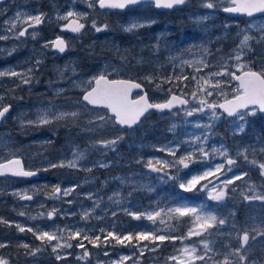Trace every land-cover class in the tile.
Wrapping results in <instances>:
<instances>
[{"label":"rangeland","instance_id":"1","mask_svg":"<svg viewBox=\"0 0 264 264\" xmlns=\"http://www.w3.org/2000/svg\"><path fill=\"white\" fill-rule=\"evenodd\" d=\"M15 1L11 0L7 5L0 3V35L10 37L7 40H0V70L14 69L18 72H26L31 68L33 71L29 75L32 83L23 85L19 78L0 77V95L5 96L3 103L14 106V113L0 125V163L12 157H21L28 168L41 169V171H39V177L25 179L0 176V217L25 227H38L42 231L54 232L58 228H68L72 231L83 229L89 236L101 235L102 238L101 228L119 234L164 229V225L159 223L153 225L147 219H132L122 210L125 208L135 212H149L156 210L157 205L159 208H166L175 203H188L192 206L204 205L207 211H214L221 216H226L230 211L234 212V222L238 228L259 225L264 221V201H245L241 196L242 191L251 194L248 192L245 181H235L234 185H230L229 187H235L236 191L229 192V198L224 202L212 201L208 198L207 191L195 190L192 191L195 193L191 195L195 201H192L185 198L186 192L178 187V182H161L157 173L150 172L144 166L149 159L171 160L172 157L167 152L157 150L168 145L169 142L175 146L177 143L190 140L195 135H202L206 130L196 128L197 123L213 125L212 131L207 133L209 135L207 141L209 151L213 147L219 148L223 145L234 155L238 148L249 145L260 147L258 141L264 140V116L259 112L255 116L247 118L248 123L245 125L244 133L235 135L233 134L235 126L232 123V118L227 117L226 114L212 121L209 119L211 113L207 109L202 113L187 117L183 108L165 114L152 113L139 127L131 131H120L119 127L113 128L111 124L100 133L82 131L87 127L86 121L91 119L95 113L82 116L77 121L79 126L73 125L69 119L39 128L35 126L21 128L22 120L35 119L37 110L50 105H56L58 111L77 110L78 106L75 101L81 98L82 91L80 88L72 87V82L84 80L97 74L105 64L124 69L119 76L112 75L111 78H131L139 81L140 77L149 72L160 76H188V80L181 82V88L190 100L186 107H196L197 101L192 99L191 93L196 90L197 83L191 77L194 75L197 77L206 76L208 72L219 71L218 64L228 60L240 43L244 34L241 30L251 23L264 24V15L251 19L236 17L225 12L222 13L223 8L230 6L227 0H212L216 4L213 9L204 8L202 6L204 0H190L186 7L174 12V19L179 20L182 27L169 32L167 23L157 27L160 21L159 14L148 5L132 8L127 12H114L100 9L98 3L89 8L91 0H49L48 2L53 6L51 8L48 6L46 9L39 4L30 8L26 4L27 2L13 7ZM40 1L42 5L45 4L43 0ZM69 10L87 13V19L80 21L85 24V28L80 33L65 29L63 26L68 21L57 18L65 15ZM18 12L32 16L44 13L45 19L41 26L29 30L25 36L16 39L14 34L8 31L10 24L5 22L14 19ZM200 16L209 18L197 23L196 18ZM23 19L24 17H21V20ZM93 20L96 21L97 26L107 24L109 27L102 32H96L92 28ZM147 21L155 22L146 23ZM132 23H141L145 26L134 29L132 32L124 31V28ZM175 23L180 24L177 21ZM25 25L26 23L17 22L15 31L22 30ZM33 30L37 33L35 38L31 35ZM237 33L240 35L238 36ZM249 34L259 35L255 29ZM168 35L171 37L167 38ZM229 35H232L231 44L225 48L221 42ZM57 37H63L68 43V50L65 54H61L53 47H45L49 42L55 41ZM250 43L252 51L247 52L246 50L244 61L252 62L253 69L258 70L260 68L258 61L264 59V45ZM157 44L160 48L159 52H155L153 48ZM202 45L211 52L210 56L203 52ZM117 49H119V54H117ZM121 55L128 58L127 63L120 60ZM170 57L179 58L170 62ZM141 58L145 63L137 65V59ZM201 59H206L211 67L203 69L200 73H196L194 67L181 64L182 60L199 61ZM37 61H40L39 65L36 64ZM228 63L232 66L235 61L231 60ZM24 66L27 67L23 71L21 68ZM71 68H75L76 75H73ZM61 70L64 73L63 78L60 75ZM109 70L111 71V69ZM237 74H239L238 71ZM217 79L227 78L218 77ZM17 85L20 86L17 87ZM145 86L152 102H162L168 98L169 84H163L161 89H156L155 84H145ZM61 88L65 91L61 95H57V90ZM173 90L175 93L181 94L180 89L173 88ZM224 91L229 94L230 98L231 86L225 88ZM207 99L209 102H223V97L217 92H213V95ZM221 112L220 109H217L218 115ZM101 114H103V110H101ZM237 123L239 122L237 121ZM173 124L176 125L175 130L169 131ZM154 126L158 127L157 134L152 133ZM116 135H123L125 139L111 151L90 149L86 160L81 162L82 167L79 169L49 168V162L57 163L61 160L72 159V151L77 145L80 150H84L90 140L111 139ZM185 150L191 151V148L188 144H181L177 156L184 154ZM141 158H143V162L137 163ZM96 161L109 163L110 166L107 168L94 167L90 173L83 170V168L92 167L93 162ZM224 162L223 157L216 156L208 161L191 165L188 169H180L179 175L185 180L190 179L191 176L202 174L209 167L214 168L217 164ZM237 165L232 168L231 172L227 171L226 165L224 175L219 176V180L209 177L212 184L231 179L234 175H240L241 172L249 173L246 180L257 186L264 184L257 169L251 168L242 159L237 160ZM45 168L48 171H43ZM168 171L171 175L177 174L176 169ZM116 177L121 179H115ZM56 185L62 189L75 186V191L68 197L61 196L57 199L52 196L53 188ZM140 185H151L155 191L149 192L141 188ZM134 186L136 191H133ZM199 187L200 185L197 186V188ZM169 188L173 191L172 196H167L166 192ZM15 192H27L33 199L21 200L18 196L13 195ZM116 192L119 193V204L108 199ZM129 192H132L131 196L128 195ZM89 193H93L95 199L100 200V206L95 209L94 215L88 220H82V213L93 208L94 200L87 198ZM68 200H71L72 203H67ZM53 208L58 209L59 212L52 218L38 215ZM21 211H24L26 215L20 216L18 213ZM113 212H116L115 216L112 215ZM29 217H36V219L33 220ZM96 217H100V219ZM141 221L143 222L141 223ZM183 221L169 222L175 229L172 234L181 236L187 233L190 226L189 220L188 224L184 223L185 233H177L181 230ZM14 223L11 227L0 224V243L8 245L6 248H0V256L8 259L10 264H98V262L108 264L109 261L116 260L121 255H131L133 251L132 248L121 245L115 247L104 245L95 248L85 241L91 255L86 260H80L78 257L82 255L83 249L75 246L76 240H71L72 248L60 250L61 255L70 253L64 260L58 261L50 247H45L35 256H29L25 254L26 250L18 245L27 243L35 248L41 246V241L30 232H19ZM231 223L232 221L223 229L225 234L231 231ZM67 234V232L63 233L64 236ZM235 235L233 232L232 237L225 235L206 238L216 240L218 250L223 251L220 245L229 243L235 245ZM198 239L192 237L188 241L177 240L172 243L176 242L179 249L185 243L194 244ZM250 243L254 257H259L262 254L261 250L264 249V241L258 237L255 242L250 241ZM168 247H171L170 244ZM162 249L161 246L155 252L146 250L140 264H174L166 259L172 255H164ZM105 251L109 253L108 256L104 255ZM217 258L222 259L223 257ZM131 263V261L126 262V264Z\"/></svg>","mask_w":264,"mask_h":264},{"label":"snow or ice","instance_id":"2","mask_svg":"<svg viewBox=\"0 0 264 264\" xmlns=\"http://www.w3.org/2000/svg\"><path fill=\"white\" fill-rule=\"evenodd\" d=\"M145 0H91L89 8L94 7L97 3L101 9H125L128 6L140 5ZM148 3L154 5L156 8L173 9L174 7L185 5L188 0H147ZM230 6L223 9L226 13H240L246 14L248 17H253L255 13L264 15V0H227ZM204 8L213 9L216 4L212 0H204L202 5ZM21 17H24L21 20ZM60 20L68 21L63 27L70 29L74 33H80L85 28V24L81 23V20L87 19V13H78L69 10L65 15L57 17ZM208 16H200L196 18V22H202L207 20ZM45 14L40 13L32 16L26 13L18 12L14 19L6 21L5 23L10 24L8 31L14 34L16 39L23 37L27 34L28 28H35L44 22ZM17 22L26 23L27 28L16 32ZM155 21H147L146 23H154ZM145 24L132 23L128 27L124 28L126 32H132L134 29L144 27ZM109 26L103 24L97 26L95 20L92 21V28L96 32H102ZM255 29L259 35L253 36L249 34ZM243 34L240 43L233 50V55L228 57V60L219 63V71L208 72L206 76H192L191 79L197 83L196 90L191 93L193 100L197 101L196 107L183 108L184 114L187 117H192L196 113H202L205 109L209 110L211 115L210 120L215 121L226 114L227 117L232 118V123L235 126L234 135L237 133L245 132V125L248 123V117L255 116L258 112L264 113V59H260L258 63L260 68L254 70L252 62H245L244 57L247 52L252 51L251 43L255 42L259 45H264V24L257 25L251 23L247 25L245 29L241 30ZM32 37L35 38L37 33L35 30L31 33ZM239 36L240 33H237ZM10 37L8 35H0V40H7ZM45 47H53L59 52H65L68 44L65 40L57 37L55 41L49 42ZM203 52L207 55H211V52L206 46H201ZM155 52H159V45L153 46ZM247 50V52H246ZM119 54V49H117ZM120 60L124 63L128 62L126 56H120ZM179 57H170L169 60L175 61ZM234 60L235 64L230 66L228 61ZM137 65H142L145 61L137 59ZM37 65L40 61L36 62ZM182 65L194 67L196 73H200L205 68H210L211 65L206 59L199 61L182 60ZM69 67V66H66ZM235 68L236 70H232ZM111 69V71L109 70ZM33 69L29 68L26 72H18L14 69L0 70V77H15L19 78L21 84L30 85L32 79L30 73ZM73 75H76L75 68H71ZM124 71L123 68H116L111 64H105V66L95 75L89 76L87 79L73 81L72 87L80 88L82 96L79 100L75 101L78 106L77 110L73 111H58L56 105H50L47 108L37 110L36 118L26 121H21V128L35 126L37 128L43 126H49L52 124H58L60 121L71 120L73 125H77V121L84 115H92L91 119L86 121L87 127L83 128L82 131L89 133H100L107 129L109 124L113 128L119 127L120 131H131L133 126H138L142 123L141 118L145 117L146 114L150 113V110H156L164 112L168 110L171 112L174 108L179 106L189 105V99L185 98L186 93L181 88V82L188 80V76L185 75H169L160 76L152 72L146 73L139 78V82L135 79H111L110 76H119ZM237 71L239 74H237ZM61 78L64 73L60 71ZM227 79H217V78ZM159 81V83H157ZM232 82H235L234 84ZM155 84L156 89H161L163 84H169L170 87L167 89L168 98L163 102H151L146 91L143 94H139L136 99L131 98L133 90H142L144 85ZM20 85H17L19 87ZM186 86V85H185ZM231 86L232 92L229 98V94L224 91L225 88ZM173 88L180 89L181 94L177 95ZM65 89H58L57 95H61ZM213 92H217L223 97L222 103L209 102L207 97L213 95ZM4 95H0V121L7 118L10 113L12 106L10 104H4ZM217 109L223 111L218 115ZM103 110V114H101ZM108 113H111L109 115ZM237 121L239 123H237ZM67 126V125H65ZM196 128L206 130L202 135H195L190 140L182 141L172 146L169 142L168 145L162 146L157 149L161 152H167L172 157L171 160L167 159H149L144 164L150 172L157 173L158 179L161 182L172 181L178 182V187L183 189L185 192L192 191H207L208 198L216 202H224L229 198V192H235V187L230 188V185H234L235 181H245L248 186V192L246 194L241 192V196L245 201H264V184L259 187L249 181L246 178L249 176L247 172H241L240 175H234L231 179H225L219 181L217 184H212L209 177L219 180V176L224 175V169L227 165V171L231 172L233 167L238 166L237 160L242 159L243 162L249 165L251 168L257 169L259 176L264 180V140L258 141L260 147L245 146L238 148L234 153L221 145L219 148L213 147L210 151L207 149V141L212 131V124H200L195 125ZM176 125L173 124L169 131H174ZM125 137L123 135H116L111 139H97L90 140L88 146L84 150H80L79 146H75L72 151V159L61 160L57 163L49 162V168H70L79 169L82 167L81 162L86 160V155L90 149L92 150H103L111 151L116 148V145L123 141ZM181 144H188L191 151L185 150L184 154L177 156V152L181 148ZM251 155V159H250ZM216 156L223 157L225 162L217 164L214 168L209 167L208 170L202 174L193 175L190 179H184L179 175L180 169H188L191 165H195L200 162L208 161ZM257 157H260L259 159ZM143 158L138 160L137 163H142ZM109 163L103 161L93 162L92 167L83 168L86 172H92L94 167L107 168ZM169 169H176L177 174H169ZM41 169L36 171L25 170L22 166L20 159H9L5 163H0V176L11 174L15 177H33ZM43 171H48L47 168ZM115 179H121L116 177ZM124 182V181H122ZM203 182V183H202ZM200 185L199 188L197 186ZM141 188L146 189L149 192L155 191L151 185H140ZM75 191V186L72 188L62 189L59 185L54 186L52 196L59 199L61 196L68 197ZM133 191H136L135 186ZM13 195L18 196L21 200H32L33 197L28 195L27 192H15ZM129 196L132 192L128 193ZM119 193H113L108 199L114 203L119 204L118 199ZM88 199L94 200L93 208L86 210L82 213L81 219L88 220L95 213V209L100 206V200L95 199L93 193H89ZM67 203L71 204L72 201L68 200ZM43 207V205H41ZM126 215L132 217L134 220L147 219L153 225L159 223L164 225V229H155L151 231H139L135 233L119 234L115 231H106L101 228V235L89 236L83 229H57L54 232L42 231L38 227H25L19 223L10 222L0 217V224L7 226H14L19 232H30L33 236L41 241L40 247L33 248L27 243H22L18 247L26 250V255L35 256L41 252L45 247H50L55 258L60 261L64 260L67 255H61L60 250L64 248H72L73 244L71 240H76V247L83 249V253L78 257L80 260H86L91 253L89 252L85 241L91 244L95 248H100L104 245H116L126 246L133 249L131 255H121L116 260H111L108 264H126L131 261L132 264H140V260L143 257L145 251L155 252L161 248L165 242L172 243L174 241H188L192 237L199 238L194 244L185 243L183 247L176 249V255L167 257L168 261L174 262V264H264V249L261 250L259 257H254L253 248L251 242H255L259 237L261 241H264V221L259 225H253L251 227L238 228L234 222L235 213L228 212L226 216L218 215L214 211H207L204 205L192 206L188 203H175L173 206L166 208H159L149 212H135L125 208L122 209ZM58 209L53 208L50 211L39 213L40 216H47L52 218L57 215ZM20 216H25L26 213L21 211L18 213ZM113 216L116 212L112 213ZM35 220L36 217H29ZM100 219V217H96ZM187 218L190 221L187 233L185 235L177 236L172 234L175 229L171 225L170 221H182ZM231 223V231L227 234L224 233L223 229ZM115 227V226H113ZM67 232V236L63 233ZM233 232L235 235V245L222 244L220 247L223 251L218 250L216 246V240L207 239L206 237L212 236H225L232 237ZM147 241L148 243H143ZM6 243H0V248H6ZM105 256H108L107 251L104 252ZM222 256V259L217 257ZM0 264H10V261L3 256H0ZM101 264V262H98Z\"/></svg>","mask_w":264,"mask_h":264},{"label":"flooded vegetation","instance_id":"3","mask_svg":"<svg viewBox=\"0 0 264 264\" xmlns=\"http://www.w3.org/2000/svg\"><path fill=\"white\" fill-rule=\"evenodd\" d=\"M9 1H11V0H5V2L4 3H2V4H4V5H7V4H9L10 2ZM44 2H45V4L44 5H42V3H41V1L40 0H16L15 2H14V6L13 7H15V6H17V5H23V2H27L26 4L27 5H29L30 6V8H34L37 4H39V5H41V7L42 8H44V9H46V8H48V6L51 8L53 5H52V3H50V2H48L49 0H43ZM190 2V0H188V2L185 4V5H183V6H181V7H176V8H173V9H166V8H156L154 5H152V4H150V3H148V2H144V3H142V4H140V5H132V6H128V7H126L125 9H107V10H110V11H114V12H127L129 9H132V8H137V7H140V6H145V5H148V7H150L151 9H153V11H155L156 13H158L159 14V17H160V21L156 24L157 25V27H159V26H163V25H165V23H167L166 25H167V30L170 32L172 29L173 30H175L176 29V27H175V19H174V12H176V11H180V10H182L184 7H186L187 5H188V3ZM1 3V2H0ZM13 7H12V9H13ZM98 7H99V5H98ZM100 8V7H99ZM101 9V8H100ZM224 9V8H223ZM223 9L221 10L222 11V13H223ZM260 15H262V14H259V15H254L253 17H256V16H260ZM172 16H173V18H172ZM232 16H236V17H245V18H247V19H251V18H253V17H247V16H243V15H232ZM172 22V23H171ZM42 24H40V25H37V26H35V28L36 27H39V26H41ZM155 25V26H156ZM169 25V26H168ZM179 27H182V25L181 26H179ZM179 27H177V28H179ZM25 28H27V24L25 25ZM31 29H33V28H28V31L29 30H31ZM149 29V28H148ZM167 38H169V37H171V36H166ZM25 67H27V66H24L23 68H21L23 71L25 70ZM54 75H57V74H54ZM11 105V104H10ZM12 106V105H11ZM14 113V106H12V108H11V110H10V114H9V117L12 115ZM8 117V118H9ZM7 120V119H6ZM5 120V121H6ZM4 121V122H5ZM3 122V123H4ZM3 123H1L0 125H2ZM264 181V180H263ZM258 187H259V185H258ZM264 190V189H263Z\"/></svg>","mask_w":264,"mask_h":264},{"label":"trees","instance_id":"4","mask_svg":"<svg viewBox=\"0 0 264 264\" xmlns=\"http://www.w3.org/2000/svg\"><path fill=\"white\" fill-rule=\"evenodd\" d=\"M175 21H177V22L180 23V24L175 23V27H176L175 30H177V29H178L177 27L181 26V22H180L179 20H175ZM230 39H232V35H229L227 38H225V39L222 40L221 43L225 45V48H228V45L231 44ZM233 43H235V42H233ZM219 44H220V43H219ZM83 58H85V57H83ZM153 116H154V115H153ZM152 131H153L152 133L157 134V132H158V127L154 126L153 129H152ZM166 193H167V196H169V195L172 196L173 191H172V189L169 188V189H168V192H166ZM194 193H195V192H186V196H185V197H187V198H189V199H191V200H194L195 198L191 196V195L194 194ZM142 222H143V221H141V223H142ZM184 223H185V224H188V220H187V219H184V221L182 222V225H181V230H180L179 232H177L178 234H183V233H185V232H184ZM169 244H170V243L165 242V244L162 245V247H163L162 252L164 253V255H173L174 253H176V249H178V244H177L176 242L170 244V246H171L172 248H171V247H168ZM140 261H141V260H140ZM131 264H132V263H131Z\"/></svg>","mask_w":264,"mask_h":264},{"label":"water","instance_id":"5","mask_svg":"<svg viewBox=\"0 0 264 264\" xmlns=\"http://www.w3.org/2000/svg\"><path fill=\"white\" fill-rule=\"evenodd\" d=\"M1 2H4L5 0H0ZM145 2H147V0H145ZM181 6H183V5H180V6H177V7H181ZM174 8H176V7H174ZM106 9V8H105ZM224 12V11H223ZM226 13V12H225ZM228 14H231V15H245V16H247L246 14H240V13H228ZM257 14H260V13H255L254 15H257ZM253 15V16H254ZM248 17V16H247ZM63 39V38H62ZM64 40V39H63ZM67 51V48H66V50H65V52ZM65 52H62L63 54L65 53ZM117 79V78H116ZM124 79V78H123ZM144 91H146V87L144 86L143 87V89L142 90H133V92H132V94H131V98L132 99H136L137 97H133L134 96V94L135 93H138V92H142V94H143V92ZM147 92V91H146ZM148 93V92H147ZM177 95H179V94H177ZM148 96H149V94H148ZM151 101V100H150ZM222 103V102H221ZM188 106V105H187ZM182 107H186V106H177L176 108H174L173 110H177V109H179V108H182ZM172 110V111H173ZM221 111H223L222 109H220ZM152 111H154V112H157V113H163V112H159V111H156V110H150V112H152ZM164 112H168V110H165ZM263 115H264V113H262ZM110 115H111V113H110ZM147 115V114H146ZM7 117H8V115H7ZM144 118L145 117H142L141 118V120L143 121L144 120ZM5 120V119H4ZM4 120H2V121H0V123H2ZM136 126H133V128H135ZM13 158H16V159H20L21 160V163H22V166L24 167V169L25 170H28V169H26L25 168V164H24V160L21 158V157H13ZM13 158H11V159H13ZM6 161H4V162H2V163H5ZM30 171H36V170H30ZM40 175V173L38 172L37 173V175L36 176H33V177H38ZM5 176H12L11 174H7V175H5ZM26 178V177H25ZM29 178H32V177H29Z\"/></svg>","mask_w":264,"mask_h":264},{"label":"bare ground","instance_id":"6","mask_svg":"<svg viewBox=\"0 0 264 264\" xmlns=\"http://www.w3.org/2000/svg\"><path fill=\"white\" fill-rule=\"evenodd\" d=\"M187 16V15H186ZM69 52V51H68ZM53 59V58H52Z\"/></svg>","mask_w":264,"mask_h":264}]
</instances>
